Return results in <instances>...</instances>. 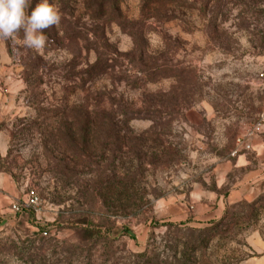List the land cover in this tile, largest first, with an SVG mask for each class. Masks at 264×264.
<instances>
[{
  "label": "rangeland",
  "instance_id": "374dc122",
  "mask_svg": "<svg viewBox=\"0 0 264 264\" xmlns=\"http://www.w3.org/2000/svg\"><path fill=\"white\" fill-rule=\"evenodd\" d=\"M100 1L49 0L43 50L0 38V264H242L264 238V0H116L97 18ZM86 220L136 241L92 242Z\"/></svg>",
  "mask_w": 264,
  "mask_h": 264
},
{
  "label": "clouds",
  "instance_id": "9594fccd",
  "mask_svg": "<svg viewBox=\"0 0 264 264\" xmlns=\"http://www.w3.org/2000/svg\"><path fill=\"white\" fill-rule=\"evenodd\" d=\"M32 4L33 0H0V38L23 31L25 46L40 51L47 44L45 30L60 23L61 13L49 0Z\"/></svg>",
  "mask_w": 264,
  "mask_h": 264
},
{
  "label": "trees",
  "instance_id": "16d2710c",
  "mask_svg": "<svg viewBox=\"0 0 264 264\" xmlns=\"http://www.w3.org/2000/svg\"><path fill=\"white\" fill-rule=\"evenodd\" d=\"M39 1L40 0H33L32 7H34L35 4L38 3ZM108 1L111 3L110 9H108V10L106 9V7L104 6L105 0H102L99 2L98 8L96 9V11H94L95 16L97 18H105V17H107V12H108V14L111 17L116 16V17L120 18V12H119V9L115 3L116 0H108ZM46 33L47 32H45V35L47 36ZM95 52H96V56H97L96 59L97 60L88 70V73L91 76H93V78H97V77L103 75L105 73L106 68H107L106 67V61L104 58V54L101 51H99L98 48L95 49ZM141 68L146 70V66L141 65ZM147 75H149V73ZM124 114L127 115V113H124ZM129 120H131V115L129 117ZM90 125H91V122L89 119H87L85 122L82 120L81 122H79V128H78L79 130L78 131L81 132V134L85 135L90 130ZM114 130H115L114 126L111 127V131L114 132ZM20 213L26 214L29 217V215H28L29 211L27 208L22 209L20 211ZM30 216H31V214H30ZM224 221H225V219H222L220 222L214 223L213 227L214 228L223 227ZM191 222H193L192 218H188L185 221L180 222V226H187V225L191 224ZM163 226L167 227V228H171V227L177 228L178 227V226H176V225L174 226L170 223L164 224ZM72 227L75 228L76 230L83 231L85 234V237H87L88 240L95 242V243L116 242L122 238H127L131 241H134V242L136 241L135 235L132 233L131 230H129L127 228H122V229H120V231L113 234V232H111L110 230L104 229L102 227H98L88 220L73 224ZM47 230H49V229H44L43 233H46Z\"/></svg>",
  "mask_w": 264,
  "mask_h": 264
},
{
  "label": "built area",
  "instance_id": "2783aa9c",
  "mask_svg": "<svg viewBox=\"0 0 264 264\" xmlns=\"http://www.w3.org/2000/svg\"><path fill=\"white\" fill-rule=\"evenodd\" d=\"M261 80H262V106H261V115H260V121L261 124L264 125V72L261 74ZM257 133H260V129H256ZM252 139V134H248L245 137L238 138L236 140V145L238 148H242L245 151H251L252 147L250 145V141ZM23 204L25 208L27 209H35V207L38 206V198L34 191H28V193L25 195V198L23 200ZM12 210L14 212H20L19 205H13Z\"/></svg>",
  "mask_w": 264,
  "mask_h": 264
},
{
  "label": "crops",
  "instance_id": "0c3cea01",
  "mask_svg": "<svg viewBox=\"0 0 264 264\" xmlns=\"http://www.w3.org/2000/svg\"><path fill=\"white\" fill-rule=\"evenodd\" d=\"M264 134V127L262 135ZM250 145L252 147L251 141ZM193 221V219H192ZM251 256L242 264H264V238L258 235H251L248 241Z\"/></svg>",
  "mask_w": 264,
  "mask_h": 264
}]
</instances>
